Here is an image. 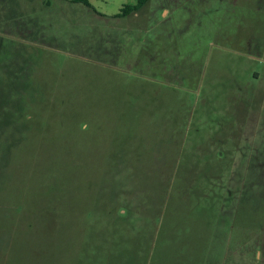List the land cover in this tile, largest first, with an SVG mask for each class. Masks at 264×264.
Returning <instances> with one entry per match:
<instances>
[{"label": "rangeland", "instance_id": "1", "mask_svg": "<svg viewBox=\"0 0 264 264\" xmlns=\"http://www.w3.org/2000/svg\"><path fill=\"white\" fill-rule=\"evenodd\" d=\"M88 1L0 0V264H264V0Z\"/></svg>", "mask_w": 264, "mask_h": 264}, {"label": "trees", "instance_id": "2", "mask_svg": "<svg viewBox=\"0 0 264 264\" xmlns=\"http://www.w3.org/2000/svg\"><path fill=\"white\" fill-rule=\"evenodd\" d=\"M72 2H79L84 5L90 6L88 0H70ZM148 0H136L134 3L123 4L119 11L115 14L116 17L125 16L131 12L137 11L140 9Z\"/></svg>", "mask_w": 264, "mask_h": 264}, {"label": "crops", "instance_id": "3", "mask_svg": "<svg viewBox=\"0 0 264 264\" xmlns=\"http://www.w3.org/2000/svg\"><path fill=\"white\" fill-rule=\"evenodd\" d=\"M4 17H6V19L3 22L4 23H7L8 24L7 25V28H9L10 27V22H12V20L10 19V16L9 15H6Z\"/></svg>", "mask_w": 264, "mask_h": 264}]
</instances>
